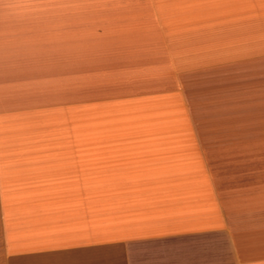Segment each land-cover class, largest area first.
I'll list each match as a JSON object with an SVG mask.
<instances>
[{
  "label": "crops",
  "instance_id": "0c3cea01",
  "mask_svg": "<svg viewBox=\"0 0 264 264\" xmlns=\"http://www.w3.org/2000/svg\"><path fill=\"white\" fill-rule=\"evenodd\" d=\"M124 110L202 174L87 214L74 132ZM0 264H264V0H0Z\"/></svg>",
  "mask_w": 264,
  "mask_h": 264
},
{
  "label": "rangeland",
  "instance_id": "374dc122",
  "mask_svg": "<svg viewBox=\"0 0 264 264\" xmlns=\"http://www.w3.org/2000/svg\"><path fill=\"white\" fill-rule=\"evenodd\" d=\"M159 117V114L135 113L128 110L108 115H91L88 116L90 121L74 132L80 143L84 144V155L76 165L79 174H84L85 179L79 184H71V187H79L90 195L85 209L87 214L106 213L109 219L111 207L120 209L127 203H141V196L137 194L136 189L141 181H145L149 176H154L150 181L157 183L161 165H168L161 163V158H174L175 162L171 164L174 171L172 174H202L198 172V166L190 160L189 154L182 151L183 146L166 142L161 138L162 132L142 129L143 122H157ZM163 122H172V118L161 114V123ZM109 124H114L115 129H111ZM126 124L133 125V129L119 127ZM133 136L141 139L127 140ZM76 165L73 162H55L41 167L37 174H64L65 170L73 169ZM121 189H126L130 194H113ZM48 204L45 203L43 208ZM54 204L57 206L58 202ZM79 212L81 214L82 210ZM56 217L55 212L54 218ZM108 229L107 225L96 223L89 231L95 233Z\"/></svg>",
  "mask_w": 264,
  "mask_h": 264
}]
</instances>
